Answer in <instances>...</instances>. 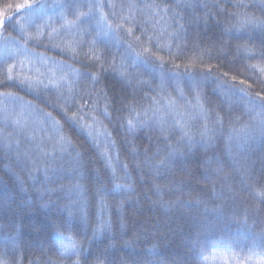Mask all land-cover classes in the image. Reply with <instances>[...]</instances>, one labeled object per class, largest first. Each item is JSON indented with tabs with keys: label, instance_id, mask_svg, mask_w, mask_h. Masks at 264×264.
Here are the masks:
<instances>
[{
	"label": "trees",
	"instance_id": "16d2710c",
	"mask_svg": "<svg viewBox=\"0 0 264 264\" xmlns=\"http://www.w3.org/2000/svg\"><path fill=\"white\" fill-rule=\"evenodd\" d=\"M39 2L40 0H0V18L7 19L21 9L24 10L13 17V20L20 19L22 15L40 12L38 7L19 10L16 7L26 3L38 5ZM56 2L57 0H44L49 6L45 11L51 14L53 19L57 9L52 5ZM104 2L107 3V0ZM114 2L120 3L122 0ZM203 2L211 5L218 0ZM231 2L235 3L237 0ZM243 2L247 3L248 0ZM255 2L258 5L264 4V0ZM107 11L105 8V12ZM205 11L210 17L215 16L218 23L208 18L207 25L201 24L198 32L190 29L188 47L197 45L200 49L206 50L203 57L205 64H210L213 73L221 80L228 81L237 89L248 88V85H251L248 89L250 92H260L264 95V72H261V69H264V60L256 55L264 53V29L257 27L225 33L222 26H230L235 21L230 17L225 18L215 8L198 9L196 15L203 17ZM228 11L234 12L236 9L229 8ZM252 11L258 20L264 21V13L258 8ZM190 12L191 9H185L181 15L190 18ZM193 36L197 39H192ZM6 38L18 40V30L13 31L9 27L0 35V49ZM62 48L63 45L60 48L35 47L33 51L49 58L50 62L67 64L80 72L96 71L94 68H85L74 62L70 58L72 53L63 51ZM103 51L109 58L115 56L117 64L124 55L123 46L119 51L115 48ZM188 55L194 53L189 52ZM165 59L170 58L165 56ZM186 62L177 60V63ZM203 68L204 65L197 63V71H202ZM159 71L157 69L153 72L152 68L141 66L135 74L141 80L153 81ZM224 73L228 75L224 76ZM100 75L99 87L104 89L109 97L120 96L128 99L130 91H133L137 99H142L140 86L132 89L131 85H126L119 79L105 76L102 72ZM233 76L236 77L235 81L231 79ZM129 77L135 82L132 69H129ZM240 80L245 83L240 84ZM8 90L30 101L35 108L52 112L53 117L64 124L62 114L53 111L35 99L32 94L19 88ZM0 91H4L2 86ZM184 92L191 99L186 84ZM201 93L206 108L210 104L221 116L234 108V115L242 123L249 125L255 123L254 120H249L245 109L236 103L238 97L228 91L227 87L221 88L218 83L208 80L202 85ZM173 95L175 96V93ZM115 107L119 105L109 108L113 115V123L117 115ZM102 109L103 101L97 105L98 112ZM68 115L72 116L73 111H69ZM123 115L127 116V112ZM99 118L103 125H107L108 130L112 132V139L116 141L115 148H109V155L113 157V167H109L108 162L100 154L105 146L102 135L97 138L99 148L94 147L84 135H72L74 150L70 148V154L62 160H57L53 166L55 171H49L47 176L44 174L47 165L43 162L37 161L36 167L40 171H34L31 162H25L28 158L36 160L34 145L25 141L17 150V137L13 135L9 138L13 145L12 151L6 158L0 152V250H15L18 264H30V261L41 264V261L46 259L41 251L43 245L44 252L56 259L48 245L50 242L58 247L60 236L56 235L57 229L64 236L69 235L62 226L68 219L72 221L74 239H84L86 233L88 243L85 247L89 256L87 264H192L190 242L194 236H199L210 244L223 241L219 247L227 246L231 250L232 258L223 262L213 258L219 251L210 247L205 252L207 260L201 261V264H255L256 257L251 261L243 259L249 253L241 251V247L251 249L255 245L259 248L258 237L261 231H264L260 227V222L264 221V203L259 202L249 187L258 188V180L264 173V141L259 135L248 144L238 146L229 140L232 125L226 121L224 129L217 132L211 141L195 144L191 151L183 142L177 143L179 137H176L171 140V144L173 148L183 152L185 158L173 164L170 169L163 166L158 169L159 161L168 151L158 133L141 132L137 133L135 138L125 137L118 135L113 124L103 116ZM85 123H91L90 119L86 117ZM192 124L194 126L191 131L195 133L199 123L193 121ZM29 125L35 127L31 121ZM241 126L235 125L237 129ZM132 147L135 148L136 154L131 151ZM158 149L160 155H155ZM146 153L150 158L147 165L144 163ZM137 163L140 165L139 168L136 167ZM125 164L128 167L129 181L123 180L125 172L122 166ZM113 168L116 175L121 177L119 182H130L134 191H128L123 195H116L112 191L113 184L110 181L113 177ZM154 185L164 189L162 196L154 192ZM101 200L106 208L105 219H110L112 226L110 231L93 238L92 232L97 225ZM82 208L87 223L79 218ZM245 217L250 228L241 226L240 222ZM3 259L4 257L0 255V261Z\"/></svg>",
	"mask_w": 264,
	"mask_h": 264
},
{
	"label": "snow or ice",
	"instance_id": "6c2138e0",
	"mask_svg": "<svg viewBox=\"0 0 264 264\" xmlns=\"http://www.w3.org/2000/svg\"><path fill=\"white\" fill-rule=\"evenodd\" d=\"M16 7L18 10L38 7L41 11L32 15H22L17 20L11 17L0 18V35L9 27L19 32L18 40L6 38L0 49V86L4 88V91H0V152L5 158L13 148L9 138L15 135L17 150L25 141L34 145L36 160L28 158L25 162H31L34 171H40L36 167L37 161L43 162L47 165L44 168V174L47 176L49 171H55L53 166L57 160H62L70 154V148L74 150L72 135H84L97 148H99L97 138L102 135L105 146L100 154L108 162L109 167H113V157L109 155V148L114 149L116 141L112 139V132L108 130L107 125H103L100 116L113 124L118 135L135 138L136 134L141 132L158 133L168 149L167 155L159 161L158 169L161 166L170 169L173 164L185 158L183 152L173 148L171 140L179 137L177 143L183 142L191 151L193 145L211 141L217 132L224 129L226 121L232 125L229 140L238 146L248 144L256 135L264 141V95L260 92H250L248 89L251 85H248V88L237 89L228 81L221 80L213 73L212 66L205 64L203 57L206 50L200 49L197 45L188 47L190 29L198 32L201 24L207 25L208 18L216 21V17H210L207 11L203 17L197 16L198 9L215 8L225 18L230 17L235 23L222 26V31L234 33L257 27L264 29V21L258 20L252 11L258 8L264 13V4L258 5L255 0H248L247 3L243 0H237L235 3L231 0H218L211 5L204 3L203 0L189 2L122 0L120 3H115L114 0H107V3L104 0L93 2L57 0L56 4L52 5L57 9L55 19L45 11L49 6L44 0H40L38 5L26 3ZM105 8L108 9L107 12ZM229 8L236 11L229 12ZM185 9H191L190 18L181 15ZM126 24L129 26L125 27ZM191 38L197 39L194 36ZM61 45L63 51L72 53L70 58L74 62L85 68H94L96 71L80 72L70 65L50 62L49 58L33 51L35 47L60 48ZM121 46L124 47V55L120 57L119 64L115 56L109 58L104 55V49L115 48L119 51ZM189 52L194 55H188ZM256 55L264 60V53ZM165 56L170 59L166 60ZM178 59L187 62L177 63ZM197 63L204 65L202 71L196 70ZM141 66L150 67L153 72L159 69L157 78L153 81L141 80L135 74ZM129 69L133 70L135 82L129 77ZM101 72L105 76L131 85L132 89L140 86L142 99H137L133 91H130L128 99L120 96L109 97L104 89L99 87ZM261 72H264V69H261ZM223 75L227 76L228 73ZM231 79L235 81L236 77L233 76ZM208 80L218 83L221 88L227 87L228 91L237 96L236 103L245 109L249 120H254L255 123L252 125L242 123L234 115V108L225 112L224 116L210 104L206 108L201 88ZM239 83L245 82L240 80ZM85 84L87 86H84ZM185 84L191 99L184 92ZM10 88H19L32 94L35 99L62 114L64 124L56 120L52 112L35 108L30 101L9 91ZM101 101L103 109L98 112L97 105ZM114 105H119L114 108L117 113L115 123L112 112L109 111ZM69 111H73L72 116L68 115ZM124 112H127V116L123 115ZM86 117L91 123H85ZM30 121L35 127H30ZM193 121L199 123L195 133L191 131ZM237 124L242 126L237 129L235 127ZM131 151L136 154L134 147ZM155 155H160L159 149ZM149 159L146 153L144 157L146 165ZM122 167L125 172L123 180L129 181L128 167L126 164ZM136 167H140L139 163ZM119 181L121 177L116 175L113 168V177L110 181L113 184L112 191L116 195L134 191L130 182ZM258 185V188L249 187L259 202L264 203V173L261 174ZM153 187L158 196L164 194V189L159 185ZM122 207L123 204L120 205V208ZM105 215L106 208L101 200L97 225L92 232L93 238L111 230V220L105 219ZM79 218L87 223L83 208ZM240 223L243 228L251 227L247 217ZM62 226L69 235L64 236L57 229L56 235L62 237L58 247L50 242L48 245L56 259L44 252L42 245L41 251L46 259H43L41 264H87L89 256L85 247L88 243L86 233L84 239H74L72 221L66 219ZM260 227L264 229V221L260 222ZM258 238L259 248L253 245L251 249L241 247V251L249 253L244 260L251 261L253 257H257L255 264H264V231H261ZM222 243L224 242L217 241L210 244L199 236L192 237L190 242L192 264H201V261L207 260L205 252L210 247L218 248ZM0 255L4 257L0 264H18L15 250H0ZM30 264L34 262L30 261Z\"/></svg>",
	"mask_w": 264,
	"mask_h": 264
},
{
	"label": "rangeland",
	"instance_id": "374dc122",
	"mask_svg": "<svg viewBox=\"0 0 264 264\" xmlns=\"http://www.w3.org/2000/svg\"><path fill=\"white\" fill-rule=\"evenodd\" d=\"M53 62V61H52ZM54 63H56V64H58V62H54ZM59 239V241L62 239V237H60V238H58ZM216 251H219V253H216L215 255H214V257L213 258H215V259H220V260H222L223 262H227L228 261V259H231L232 257H231V253H230V248L229 247H227V246H221V247H219V248H217V250ZM257 258V257H256Z\"/></svg>",
	"mask_w": 264,
	"mask_h": 264
},
{
	"label": "water",
	"instance_id": "95a60500",
	"mask_svg": "<svg viewBox=\"0 0 264 264\" xmlns=\"http://www.w3.org/2000/svg\"><path fill=\"white\" fill-rule=\"evenodd\" d=\"M24 9L19 10L17 13H15L14 15L10 16L11 18L15 17L17 14H19L20 12H22Z\"/></svg>",
	"mask_w": 264,
	"mask_h": 264
}]
</instances>
